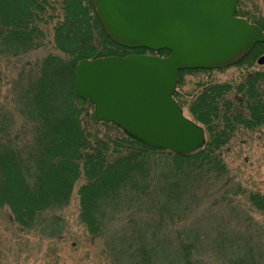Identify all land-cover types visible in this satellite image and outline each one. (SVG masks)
Segmentation results:
<instances>
[{"label":"trees","instance_id":"obj_1","mask_svg":"<svg viewBox=\"0 0 264 264\" xmlns=\"http://www.w3.org/2000/svg\"><path fill=\"white\" fill-rule=\"evenodd\" d=\"M234 14L264 33V17L250 12L244 0H238ZM50 36L59 54L22 67L12 80V110L0 104V209L8 207L21 230L59 237L64 227L59 211L82 177L80 222L94 238L125 222L119 232L126 243L106 245L109 251L119 247L124 264H200L197 236L183 235L170 222L199 205L228 176L222 150L233 134L264 127V72L248 73L236 85L198 84L202 89L189 101L181 99L183 75L247 63L264 53V42L234 64L178 72L173 97L205 131L203 146L182 155L150 147L113 123L96 120L93 105L76 95L73 82V70L83 59L141 51L166 56L169 50L115 43L92 0H0V56L21 58L42 48ZM248 202L264 216V194L250 193ZM226 264H264V243L231 239Z\"/></svg>","mask_w":264,"mask_h":264},{"label":"water","instance_id":"obj_2","mask_svg":"<svg viewBox=\"0 0 264 264\" xmlns=\"http://www.w3.org/2000/svg\"><path fill=\"white\" fill-rule=\"evenodd\" d=\"M238 0H93L99 21L115 43L169 50L167 56L129 54L83 59L73 70L76 95L146 145L182 155L205 142L201 125L174 99L179 70L222 68L239 61L262 29L235 16ZM264 64V55L257 60Z\"/></svg>","mask_w":264,"mask_h":264},{"label":"rangeland","instance_id":"obj_3","mask_svg":"<svg viewBox=\"0 0 264 264\" xmlns=\"http://www.w3.org/2000/svg\"><path fill=\"white\" fill-rule=\"evenodd\" d=\"M244 1L250 12L264 17V0ZM46 31L50 33V25ZM50 41L52 36L42 48L21 58L5 59L0 56V104H4L9 111L13 108L12 80L17 78L20 69L35 67L37 60L48 53L59 54ZM263 55L264 53L239 66L184 73L180 88L182 101H189L198 94L202 89L198 84L212 82L236 85L248 73L264 72V64L257 63L258 58ZM252 61L254 62L249 65ZM183 110L185 116L191 118L187 108L183 107ZM222 153L228 176L221 183L212 186L214 188L211 187L208 196L199 205L194 204L191 210L186 211L185 216L174 218L170 222V227L183 235L185 231H190L197 236L198 243H201L198 252L200 264H226L229 243L234 238H238V242L242 239L243 243H264V216L248 202L250 193L264 194V127L238 130L223 147ZM83 183L84 179L81 177L74 185L69 204L59 211L64 227L56 238L48 237L38 230H21L14 222L10 209L1 208L0 264H124V256L117 255L119 247L114 251L110 248L109 251L106 245L126 243L125 237L121 238L119 232L125 228L126 223L110 226L111 229L103 237H92L79 219L77 191ZM183 210L184 208L180 212Z\"/></svg>","mask_w":264,"mask_h":264}]
</instances>
